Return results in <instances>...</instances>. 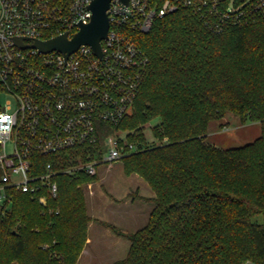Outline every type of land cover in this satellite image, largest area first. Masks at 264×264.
<instances>
[{
	"label": "trees",
	"instance_id": "1",
	"mask_svg": "<svg viewBox=\"0 0 264 264\" xmlns=\"http://www.w3.org/2000/svg\"><path fill=\"white\" fill-rule=\"evenodd\" d=\"M134 41L147 63L138 95L117 129L143 150L121 160L153 193L144 227L119 235L129 242L113 264H264V18L221 33L187 10L153 23ZM232 114L259 124V136L219 150L205 142L208 127ZM150 129L148 144L142 128ZM99 155L81 147L32 159L31 175L50 164L55 197L4 188L0 264H74L91 221L84 170L66 172ZM1 178V171H0ZM1 185V180H0Z\"/></svg>",
	"mask_w": 264,
	"mask_h": 264
},
{
	"label": "built area",
	"instance_id": "2",
	"mask_svg": "<svg viewBox=\"0 0 264 264\" xmlns=\"http://www.w3.org/2000/svg\"><path fill=\"white\" fill-rule=\"evenodd\" d=\"M92 1L0 0V92L10 97L0 108L3 200L5 187L40 193L42 205L45 196H56L50 164L43 174H30L37 155L97 147V157L66 171L93 176L97 164L110 166L143 150L117 129L132 111L147 63L134 35L148 33L155 21L180 9L213 33L264 18V0H111L100 56L87 44L69 54L34 47L62 36L71 41L91 22ZM106 128L122 136H109Z\"/></svg>",
	"mask_w": 264,
	"mask_h": 264
},
{
	"label": "rangeland",
	"instance_id": "3",
	"mask_svg": "<svg viewBox=\"0 0 264 264\" xmlns=\"http://www.w3.org/2000/svg\"><path fill=\"white\" fill-rule=\"evenodd\" d=\"M8 100L10 97L0 92V108ZM155 124L156 120L142 128L148 144H155L150 133ZM106 132L109 136H122V133L112 128H106ZM259 133L258 123H241L234 115L226 114L221 120L209 125L205 142L219 150H226L251 143ZM7 147L9 149V145ZM122 168L121 161L110 166L97 164L95 180L82 186L86 211L91 218L87 226V238L92 240L90 243L86 240L74 264H113L124 259L129 242L118 232L131 234L146 225L153 208L149 202L153 193L143 179L136 174L124 175ZM3 201L0 192V206ZM255 220L264 223V216Z\"/></svg>",
	"mask_w": 264,
	"mask_h": 264
},
{
	"label": "water",
	"instance_id": "4",
	"mask_svg": "<svg viewBox=\"0 0 264 264\" xmlns=\"http://www.w3.org/2000/svg\"><path fill=\"white\" fill-rule=\"evenodd\" d=\"M111 0H93L89 9L92 12L91 22L86 26H80V31L71 41H67L64 36L54 38L48 42H37L34 47L40 52L58 51L69 54L76 50L81 44L92 47L95 54L100 56L99 42L106 38L108 23L105 11ZM126 4L127 0H121ZM18 40H15V42Z\"/></svg>",
	"mask_w": 264,
	"mask_h": 264
},
{
	"label": "crops",
	"instance_id": "5",
	"mask_svg": "<svg viewBox=\"0 0 264 264\" xmlns=\"http://www.w3.org/2000/svg\"><path fill=\"white\" fill-rule=\"evenodd\" d=\"M101 240V238H99ZM92 239H90V237L87 238V242H91Z\"/></svg>",
	"mask_w": 264,
	"mask_h": 264
}]
</instances>
